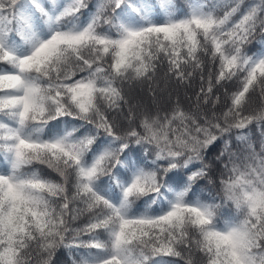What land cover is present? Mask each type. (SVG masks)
Segmentation results:
<instances>
[{
  "label": "snow or ice",
  "instance_id": "snow-or-ice-1",
  "mask_svg": "<svg viewBox=\"0 0 264 264\" xmlns=\"http://www.w3.org/2000/svg\"><path fill=\"white\" fill-rule=\"evenodd\" d=\"M241 4L198 0L177 15L171 0H101L84 16L88 0H0V264H49L60 245L88 249L80 264H264V149L241 158L225 140L216 192L194 189L211 145L264 123V52L243 50L264 29V0ZM197 70L186 110L170 86ZM137 85L155 111L129 103ZM225 204L237 215L221 222Z\"/></svg>",
  "mask_w": 264,
  "mask_h": 264
},
{
  "label": "trees",
  "instance_id": "trees-1",
  "mask_svg": "<svg viewBox=\"0 0 264 264\" xmlns=\"http://www.w3.org/2000/svg\"><path fill=\"white\" fill-rule=\"evenodd\" d=\"M51 3V0H48ZM61 3L65 2V0H60ZM101 0H88L89 9L83 10L84 16H87L89 10L94 9V6L100 3ZM172 6L175 9L177 15L186 14L190 11V7L194 2H198V0H171ZM199 2L203 3L205 0H199ZM220 3H223L224 0H219ZM259 0H242L241 9L244 10L247 6L258 3ZM225 9H218V14L222 15ZM160 15L163 17V11L160 10ZM238 18L234 17L233 19ZM248 55H258L264 52V29L257 27L256 32L250 38L249 42L244 45L243 49ZM4 65H0V68H3ZM210 65L205 62L204 75L207 78L208 70L210 69ZM201 86L200 81V71L197 70L191 80L185 84H180L176 86L173 82L170 86L171 91V99L173 101L179 100L181 105L187 110L190 105L195 102L196 93L199 91ZM224 89H219L216 94L221 95V103L217 104L216 111L219 113L223 110H226V104L228 103L225 96L222 95ZM126 98L132 105H140L141 107H148L150 110L155 111L156 104H154L150 93L148 92L147 85H137L136 87L125 88ZM168 97L165 95L163 98H160L159 94L157 95V103L162 106L163 109H167L169 107L167 103ZM261 105L260 100L254 95L252 97L251 103L249 104L245 114H250L257 106ZM127 110V105H125V111ZM121 122L123 127H127V121L124 120V113L121 112L117 117ZM47 131V130H46ZM243 133L244 139L238 140L237 136ZM225 140L228 141L227 144V152L234 154L235 156H239L243 158L248 155L247 146L251 144L257 153H260L262 149H264V123L261 122H253L246 129L242 130H233L230 134L219 139L213 145H211L206 153H205V163L208 165L210 171L206 178L201 179L194 185V189L198 195L202 194L203 197H210L216 192V188L214 187L215 183L218 182L220 177V168L222 166H218L217 158L225 160L227 162V153L224 157H221V152L225 151ZM2 158V157H0ZM36 169H38L41 174L51 175V177L55 178L56 174L52 173L51 170L47 169L45 166L34 165ZM217 215L220 217L221 222L227 221L237 215V210L234 205L225 204L223 207L217 209ZM85 217H81L79 221L74 223L72 227H82L85 222ZM101 240L106 239V234H103L99 237ZM80 240L87 241V235H81L79 237ZM72 236L69 235L66 237V243L71 242ZM89 250L86 248H76V247H65L64 245L58 246L50 260L49 264H80L81 258L88 252ZM95 252V250H91ZM187 255V253H185ZM192 258L195 264H202L200 260L199 253H193ZM40 260L48 259L47 255L44 254L40 258ZM165 260L169 261V264H185V261L179 257H165Z\"/></svg>",
  "mask_w": 264,
  "mask_h": 264
},
{
  "label": "rangeland",
  "instance_id": "rangeland-1",
  "mask_svg": "<svg viewBox=\"0 0 264 264\" xmlns=\"http://www.w3.org/2000/svg\"><path fill=\"white\" fill-rule=\"evenodd\" d=\"M194 3H195V2H194ZM260 106H261V105L257 106L254 110H255V111H258L259 108H260ZM254 110H253L252 112H250V114H252V113L254 112Z\"/></svg>",
  "mask_w": 264,
  "mask_h": 264
}]
</instances>
